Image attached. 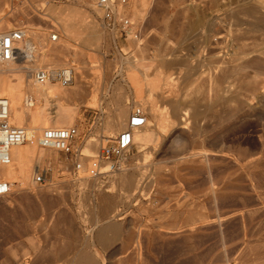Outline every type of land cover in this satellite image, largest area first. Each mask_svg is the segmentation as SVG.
<instances>
[{"label": "rangeland", "instance_id": "374dc122", "mask_svg": "<svg viewBox=\"0 0 264 264\" xmlns=\"http://www.w3.org/2000/svg\"><path fill=\"white\" fill-rule=\"evenodd\" d=\"M257 1L132 0L121 9L132 21L122 33L105 25L96 0H0V31L25 30L23 41L36 45L35 63L43 57L48 70L72 63L73 81L62 89L82 91L66 101L77 107L68 125L78 131L73 153L42 148L38 172L32 161L27 176L16 167L0 178L13 183L0 197V264H77L80 254L85 264L95 255L102 264H264V28L253 26L256 17L247 11ZM68 8L77 11L73 19ZM93 25L98 41L88 35ZM141 56L150 66L132 68ZM168 56L177 59L163 62ZM218 62L232 71V85L214 82ZM132 73L142 95L152 80L161 83L157 94L161 87L164 94L171 87L180 96L191 93L190 111L191 105L205 109L199 110L202 127L182 124L181 147L163 134L150 151L133 142L126 157L108 160V172L90 178L93 157L127 127L128 118L116 128V108L139 107ZM218 86L228 88L226 101L218 100ZM42 170L44 184L34 179ZM126 171L138 176L131 188L128 179L120 182ZM59 214L66 220H56ZM103 224L113 230L102 237ZM69 244L75 250H61Z\"/></svg>", "mask_w": 264, "mask_h": 264}, {"label": "bare ground", "instance_id": "6f19581e", "mask_svg": "<svg viewBox=\"0 0 264 264\" xmlns=\"http://www.w3.org/2000/svg\"><path fill=\"white\" fill-rule=\"evenodd\" d=\"M257 2H258V4H257ZM257 2L254 3L253 6L248 7L247 11H250V14L252 12L253 15L252 14L251 15L256 17V19H254L253 26H259V27L264 28V0H259ZM68 10H70V9L68 8ZM73 11H75L74 13L76 16L77 11L74 9H71L70 14L68 15V16H70V18H72V17L74 18V13H72ZM61 13H62V11H61ZM65 22H66L65 23L66 25H64V27L66 26V29L65 28L64 29L66 30V32H68L67 34L69 35L70 30L72 29L71 28L72 24L70 23L69 20L67 22V19L65 20ZM90 29H91V33L88 34L89 33L88 32L87 34L98 41L99 40V38H97L98 32L96 31V28L94 27V25L90 26ZM3 32H5V31H3ZM23 32H24V36H25L26 31L23 30ZM94 39H93V41H95ZM23 40H21L22 42H20L18 45H17L18 42L17 41L15 42V47L18 49V51L16 52L18 58L14 59V60L6 61V62H0V94H3L0 96L6 95L5 97H7L9 99V102H10V106H9L10 118L13 117L15 119L16 123L18 124L16 126L23 124L20 126H23L27 129L28 138L24 142L16 144V145H12L10 147L9 152H10L11 160L7 164L0 163V178L3 176L6 177V176L10 175L13 172V169H16V167H18V169L20 168L21 171L24 173V175L27 176L26 175V173H27L26 167H31L30 162H32V161L35 162V167L33 165L35 172H38L39 163L42 160V157L44 155V150L42 148H52V147L42 146L40 144L39 140H40V136H41L43 130L45 128H48L47 126H50V127H58V126L71 127L68 125L73 122L77 107H76V105L69 106L68 104H66V101L70 97L78 96V94L82 92V91L80 92V90H81L80 86L78 88L72 87V88H76V89H72V90L70 89L71 91L68 90V92H66L64 89H62V86H63L62 84H59L58 82L52 81L51 79H47L43 82H40L37 79H35L34 73L37 70L44 69V68L48 69L49 67H48V64L47 65L42 64V63H44L43 57H41L39 59L40 63H35L36 55L34 54V50H36V45H35L34 41H31V40L23 41ZM93 43H95V42H93ZM139 44H141V43H139ZM137 49H138V47H137ZM138 51L143 52L144 48L138 49ZM119 54H120L119 61L121 62V64H126V66L128 67V65H129L128 57H123L124 53H122V52H120ZM222 56L218 55V57H216V58H218L219 61L223 62V61H225V59H224L225 57L223 56L224 57L223 58L224 60H223ZM26 58H28V59H26ZM176 59H177L176 56H174V57L168 56L167 58H165L163 60V62L171 63V62L175 61ZM226 59H228V58L226 57ZM28 61L29 62L32 61V64H29ZM134 61L135 60H132V68L139 67L142 69H147L150 66V62H146L142 56H141L140 60H137V62H134ZM218 63L221 65L220 62H218ZM218 63H217V65H219ZM222 64H223V66H220L221 71L218 72V69H217L218 74H216L213 77L214 79L211 78L214 80V82L216 84L220 83L219 85L224 84L225 80L228 79V77H230L231 72H232L230 70L227 71L226 67L228 65L226 66V63H222ZM261 64H263V63H261ZM234 68H237L238 71L237 70L236 71H237V73H239L240 70L243 68L242 63H238ZM215 70H216V68H215ZM118 74L121 75V72H118ZM1 75H3V76H1ZM31 78H32V80H31ZM145 79H146V77H145ZM169 81L170 80H166L164 82L168 83V85H169ZM228 81L232 85V82H231L232 80L230 81L228 79ZM132 82H133V84L136 85L137 96L140 97V100L137 102L139 107H135L134 111L136 109H139L143 112L142 108L147 109V112H145L146 117H147L145 124L140 126V127L134 128L132 131V145H133V142H136L140 145V147H143L144 150L148 149V151H150L151 149H153L157 146L158 142H156V141L158 140L159 135L163 134L162 137H163L164 141H170L171 143L178 144V146L181 147V144L179 142V136L186 130L185 129L186 126H182V124H184V123L192 124V125L194 124V125H196V127H195L196 131H199L201 129L202 125H201V127L200 126L198 127L199 116H200V112H201V111L199 112V110H205V109H204V107H203V109H201L200 107H198L199 105H196V106L191 105L193 110L190 111L189 104L190 103L192 104V99H191V95H190L191 93L189 94L187 92L188 96H186V94L183 93V94H185L186 97L180 96L176 92L177 88L172 89L173 87H171V89H167L165 92L166 94H164V91L161 90L163 88L161 87L160 92L157 94L155 92L156 86L161 84V83H160V81L152 80L149 82V84H146L147 86L150 85L148 87L146 86L147 87V90H146L147 94L142 95L143 92H142L141 88L139 87L140 80L137 79L133 73H132ZM173 86H174V84H173ZM226 87H219L218 86V88H219V89H217L218 91H215V92H217L218 100L223 101L226 99V91L228 90V88H226ZM64 88H66V87H64ZM168 88H170V87H168ZM118 89H121V88H118ZM208 94L210 96V93H208ZM228 94H229V92H228ZM155 98H159V101H161L165 105L164 109H159L157 107V104L155 102ZM21 100H23L25 107H27V109L22 108V106L20 105V103H22ZM193 102H194V99H193ZM119 105L120 106H118V108H116V110L114 112L113 119H114V124L116 125V128L118 127L120 129L126 125V119L128 118V121H129V119L132 116V114L134 113V111L132 112V110H133L132 108L130 111L128 109V106H126V104H119ZM207 108H209V106H207ZM131 112H132V114L130 115ZM76 114H78V113H76ZM143 114H144V112H143ZM13 125H15V124H13ZM106 129H107L106 131L110 132L114 128H113L112 124H108V128H106ZM27 143L39 145L41 148H38L34 145L27 146L26 145ZM52 149H54V148H52ZM195 154H198V152L197 153L195 152L192 155H195ZM186 158H187V156H182L179 159L185 160ZM105 162H107V161H104L101 164L103 173L100 175H96V176H93L90 173V167H91V165H90L89 169H88L89 177L90 178H98L101 175H103L104 173L108 172V169H107V171L103 170V166H104L103 164ZM91 164H92V161H91ZM104 167H108V166H104ZM31 173H30V175H32ZM124 173L123 172L120 173V182L123 183L124 181H127V179H128V181H127L128 182V188H131L132 187V178L131 177H133V175L131 177H129L128 172H127L128 175H125ZM36 175H37V173H36ZM135 176L133 177L134 181L138 178V176H136V177ZM29 177H31V176H29ZM34 179L36 180V176ZM0 181H6L10 187L8 193L0 195V196L10 194L12 192L13 183L11 181H7V180H3V179H0ZM29 181H30V178H29ZM27 182H28V180H27ZM35 182H37V181H35ZM28 184H29V182H28ZM136 184H138V183H135V185ZM19 185L21 186L22 184H19ZM121 186L123 187V184ZM96 226H97V223H96ZM112 230H113L112 225H109V224L104 225L103 224L100 228V231H101L100 234L104 235L106 231L110 232ZM116 230H118V229H116ZM108 235H110V234H107L106 236H108ZM91 240H92V237H91ZM107 242H109V241H107ZM86 261H87V259H86ZM88 261H89V259H88ZM90 262L91 261H89V263ZM89 263H87V264H89Z\"/></svg>", "mask_w": 264, "mask_h": 264}, {"label": "built area", "instance_id": "2783aa9c", "mask_svg": "<svg viewBox=\"0 0 264 264\" xmlns=\"http://www.w3.org/2000/svg\"><path fill=\"white\" fill-rule=\"evenodd\" d=\"M22 3L24 0H14ZM132 0H96L97 7L102 12V19L109 28L120 29L122 33L132 25V21L124 12L122 7L128 5ZM24 38V32L21 29H11L0 31V62L14 60L17 57L18 49L15 42ZM57 33H52L50 39L56 41ZM56 69H40L34 73L35 79L43 82L47 79L58 81L62 85H69L74 78V71L71 65ZM10 102L5 96H0V163H9L12 145L24 142L28 138L27 129L23 126H16L10 122ZM146 118L143 112L136 109L130 117L127 127L120 134L110 139V143L101 148L97 156L93 157L90 167V173L93 176L102 174L101 164L104 161H111L112 158H123L129 153L132 147V131L136 127L144 125ZM78 135L77 128L71 127H48L45 128L40 136V144L46 147H52L63 153H73L72 142ZM122 156V157H121ZM36 181L44 184L46 182V170L37 173ZM9 184L6 181H0V195L9 192Z\"/></svg>", "mask_w": 264, "mask_h": 264}, {"label": "crops", "instance_id": "0c3cea01", "mask_svg": "<svg viewBox=\"0 0 264 264\" xmlns=\"http://www.w3.org/2000/svg\"><path fill=\"white\" fill-rule=\"evenodd\" d=\"M0 197H3V196H0ZM66 215L65 214H59V217H57L56 218V220H66V217H65ZM67 224H65V226H66ZM96 225V224H95ZM57 226H58V229H59V226L61 227V226H63V225H61V223H58L57 224ZM64 229H66V228H63V230ZM102 237H103V235H101ZM64 237H66V238H68L69 239V242L71 241L70 239H71V237H69V235H64ZM72 239H73V237H72ZM103 239V238H102ZM103 242V241H102ZM65 243V242H64ZM68 242L66 241V244H67ZM71 244V243H70ZM68 245V246H66V247H64V248H62L61 250L62 251H73V250H75V248L73 247V246H71V245ZM83 253V252H82ZM83 261H85V260H83ZM91 262L89 263V264H102V263H100L99 261L97 262V259H96V255H95V257H93V258H91V260H90ZM88 262V261H87ZM93 262V263H92ZM77 264H85V263H82V259H81V254L80 255H78V263Z\"/></svg>", "mask_w": 264, "mask_h": 264}]
</instances>
